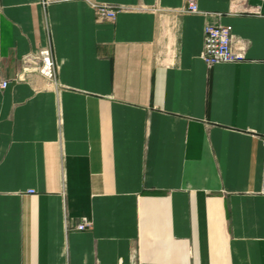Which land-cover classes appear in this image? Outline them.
Masks as SVG:
<instances>
[{"label": "crops", "instance_id": "0c3cea01", "mask_svg": "<svg viewBox=\"0 0 264 264\" xmlns=\"http://www.w3.org/2000/svg\"><path fill=\"white\" fill-rule=\"evenodd\" d=\"M99 1L0 0V264H264V0ZM46 45L55 86L19 80Z\"/></svg>", "mask_w": 264, "mask_h": 264}, {"label": "built area", "instance_id": "2783aa9c", "mask_svg": "<svg viewBox=\"0 0 264 264\" xmlns=\"http://www.w3.org/2000/svg\"><path fill=\"white\" fill-rule=\"evenodd\" d=\"M70 0H42V5L46 6L52 2H63ZM94 9L99 20H115L119 7L108 2L99 0H86ZM242 0H232V6L237 7ZM184 10L198 12L197 0H187ZM247 57V43L234 36L229 25L207 24L204 32V46L202 59L207 66H213L223 62L242 61ZM25 74L23 79L21 75ZM18 77L19 80H28L34 87L43 88L55 86L57 76V65L50 45L41 47L36 53H29L23 57V70ZM9 79L1 78L0 87L6 88ZM69 226V223L67 224ZM93 222L84 218L75 228L84 230L91 228Z\"/></svg>", "mask_w": 264, "mask_h": 264}, {"label": "water", "instance_id": "95a60500", "mask_svg": "<svg viewBox=\"0 0 264 264\" xmlns=\"http://www.w3.org/2000/svg\"><path fill=\"white\" fill-rule=\"evenodd\" d=\"M24 76H25V74L23 73V74L21 75V79H23Z\"/></svg>", "mask_w": 264, "mask_h": 264}]
</instances>
